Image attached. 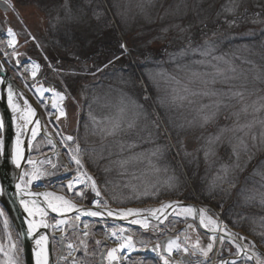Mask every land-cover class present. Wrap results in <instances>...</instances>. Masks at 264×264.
<instances>
[{"label": "rangeland", "instance_id": "374dc122", "mask_svg": "<svg viewBox=\"0 0 264 264\" xmlns=\"http://www.w3.org/2000/svg\"><path fill=\"white\" fill-rule=\"evenodd\" d=\"M11 1L13 2L12 9L5 16L9 19L11 27L15 29L17 37H19L17 52L20 54V60L24 59L25 55H30L32 59L41 65V73L51 82H54L56 88L65 96L63 100L61 96L54 97L47 94L43 96L44 99L42 100L33 94V90H28L38 101L41 114L46 121L45 125H47L58 141V153L61 157L56 156L57 159L53 157L54 159L50 163L58 166L60 161L63 165L60 166L59 170H56L57 175H59L56 177L57 179L46 178L45 175L40 176L38 173L31 184V188L36 189V183L42 182L44 183V189L64 195L74 201L75 204H83L89 202L93 197H98L102 200L103 206H107L110 203L109 201L117 203L115 205H126V203L132 205L139 202L136 207L151 209L166 200L193 201L200 207V218L205 228L212 229L205 224V217H209L210 213L216 219H221L228 227L236 230L238 235L240 234V236L244 237L246 252L238 260H233V258L229 264H264V255L257 257L253 253L257 246L264 250V66L249 61L245 52L234 51L232 54L231 52H219L214 44L208 43L210 40L201 39L196 44L198 46L189 47L185 51L178 52L182 55H191L193 58L187 63L184 71L172 74L173 83L171 85L167 87L163 82H160L158 73L156 75H147L148 81H151L157 89L155 93L157 98L165 100L163 111L158 108L156 99L149 88H147L145 79H143L142 75H139L138 78H140L144 99L148 102L150 112L157 127L163 133V139L170 148L174 162L179 170L176 171L170 161H163L162 158L157 159L152 154L136 156H130L129 154L126 156L114 155L110 165L114 169L111 168L109 171L103 169L99 171L98 175L87 168L86 159H84L82 151L84 148L96 151L98 145H100V149L110 150V146H114L112 144L113 140L106 134L107 131L111 130L110 126L117 124V122L122 124L131 122L125 121L128 118L129 111H139L141 105L126 106L125 110L122 102L117 106H113L111 102L102 112L110 115L115 114L117 119H120L119 121H107L108 124L106 125V119H100L96 121L98 123L94 122L92 130L81 128L80 95L78 92L75 95L74 93L72 94L71 89L73 86L71 82L68 83L59 75V69L55 65L60 62H51L48 54L42 51L38 41V35L44 31L43 29H45L47 23L46 15L33 3L26 2L24 4L23 1ZM261 27L262 22H251L236 26L234 27L237 32L235 35L242 36L246 30H256L261 29ZM181 31L183 30L181 29ZM119 33L122 39L120 48L124 54L129 56V60L133 61L135 58H133L131 46L134 36L129 35V38L126 35L123 36L121 29H119ZM129 33L133 34L132 31H129ZM175 33L166 35L167 39L163 43H159L155 39L152 40L151 46L161 50L168 43V38L173 37ZM138 35L140 36L141 34L138 33L136 36ZM246 62H250L253 65L245 66L244 63ZM109 63L110 61L107 65ZM21 72L23 77L17 80L19 83L23 82V84L27 85L29 80H37L39 76V73H37V76L33 78L25 65ZM96 72L90 73L89 77L95 76ZM54 104L55 107H53ZM52 108L53 110L50 112ZM174 110L180 114L181 118L175 116ZM61 111L65 115H61ZM196 117H213L214 120L212 118L213 122L210 124L213 130H215L214 126L216 124H220L218 127L227 128L226 126L233 122L229 130L217 129L212 136L203 132L199 133V135H190L189 133V136H186L188 132L180 133L177 128H175V131L179 132L177 137L180 138L179 145L181 149L188 160L193 161L195 158L198 162V170L196 171L202 175L204 170L208 169L212 158L218 157L220 159L223 155H227L225 151H228L231 156H238L245 162L247 168L243 170L242 176L237 177L238 181L234 177L232 179L225 177V174L219 175L222 177V182H229V189L231 188L234 192L238 191V193V189L244 185L241 184L240 179H245L248 176L247 179L251 186L245 191V195H243L244 190L242 189L240 195L242 198H250V200L259 204V209H254L255 217L251 220H258L257 223L260 224L257 227L262 228L260 231L255 230L258 233L256 236L229 224L224 217L223 203H220V201L218 204L209 202L203 198L202 194L195 192L196 188L191 180L190 173L182 159V155H180L182 151L178 149L179 146L175 143L176 136H173L174 133L172 134L167 120L173 122L180 119L179 122L182 124L183 120H187L192 124L196 123V121H193ZM138 120L140 121V127H142L143 119L139 117ZM184 124L188 126L187 123ZM97 127H101L105 131V134L102 135L103 140L96 139L95 128ZM184 129L187 130L190 127H185ZM233 132L234 134L232 135ZM151 133L153 132L151 131ZM68 136L74 137V140L68 141L66 139ZM80 140H82V143ZM44 142L50 143L43 137H38L35 140L32 154L29 158L32 160L34 158L38 159L35 153H40L44 150L52 153V147ZM77 144L80 147L78 155L82 161V167L77 166L71 159L73 155L77 154ZM201 145H207L212 149L214 153L212 158L199 160V149H202L204 153L202 155H207V151L200 147ZM94 151L88 154L87 159L95 167L101 155ZM42 163L41 161L40 167ZM45 165L43 164L44 167ZM29 169H31L30 166L26 167L25 170ZM105 171H108V174ZM216 171L218 172V170ZM88 177L95 181V188L92 180H89ZM102 177H105L104 180H102ZM85 179L87 183L84 181ZM70 183L72 185L71 188L69 187ZM97 190L100 193L99 196L96 195ZM159 195L162 196L156 198ZM146 199L156 201L144 202L147 201ZM109 205L111 206L112 204ZM0 210L3 212V215H0V264H25L20 240L1 205ZM177 211H181V209ZM5 220L7 225H5ZM47 220H54V218L48 215ZM74 222L76 220H73L71 225ZM126 228L127 233L133 234L135 231L133 226H127ZM155 230L162 234H179L180 249L178 253L186 254L192 259L185 264H217L222 259L237 256L240 250L237 245L227 241L225 237L217 245L215 240L211 239L214 233L207 234L202 231L193 217L188 215L176 218L175 215L170 214L165 221L149 222L148 227L144 229V237L147 241L154 240L155 237L148 232ZM257 236L261 237V240ZM183 239L188 241L189 244L186 245ZM254 242H256L257 246L254 245ZM209 244L212 245L210 251L208 250ZM184 247L187 249V253L183 251ZM204 252H207L206 256L203 254Z\"/></svg>", "mask_w": 264, "mask_h": 264}, {"label": "trees", "instance_id": "16d2710c", "mask_svg": "<svg viewBox=\"0 0 264 264\" xmlns=\"http://www.w3.org/2000/svg\"><path fill=\"white\" fill-rule=\"evenodd\" d=\"M18 1L35 4L47 17L45 29L38 35V41L51 62L61 63L55 65L59 69V75L68 83L71 82L72 94L78 92L80 95L81 128L92 130L94 122L100 119H106V125L107 121H119L115 114L102 112L111 102L113 106L122 102L125 110L126 106L141 105L139 111H129L125 121L131 122L124 124L117 122L119 128L114 135H109L114 145H109L110 150L100 149L98 145L96 151L90 148H84L86 151H82L87 168L98 175L103 169L109 171L113 168L110 165L114 155L129 154L130 156L152 154L157 159L170 161L176 171L179 170L170 148L163 139V133L157 127L150 112L148 102L144 99L139 75L145 79L158 108L163 111L165 100L157 98L155 94L157 89L151 81H148L147 75L158 73L160 82L168 87L173 83L172 74L184 71L187 63L193 58L191 55H182L178 52L198 46L196 44L201 39L210 40L205 42L214 44L219 52H231V54L234 51L245 52L249 61L264 66V0ZM251 22H262L261 29L246 30L242 36L235 35L237 32L234 27ZM119 29L122 30L123 36L126 35L128 38L129 35L134 36L131 46L135 58L133 61L129 60V56L120 48L122 39ZM173 32L176 33L168 38V43L161 50L151 46L152 40L163 43L167 39L166 35ZM138 33L141 35L136 36ZM244 65L253 64L246 62ZM93 71H97L95 76L89 77ZM110 99L112 100L108 101ZM175 113V116L180 117V114L174 110ZM139 117L143 119L142 127ZM212 118L196 117L193 120L196 123L192 124L187 120H183L182 124L179 122L180 119L174 120V123L167 120V123L172 134L174 133L173 136H176H174L176 145L180 147V138L177 137L179 132L177 133L175 128L180 130V133L188 132L186 136H189V133L199 135L201 132L212 136L217 129L229 130L233 124L231 122L226 126L227 128L218 127L220 124H216L213 130L210 127ZM185 127L190 129L185 130ZM101 129V127L95 128L96 139L103 140L102 135L105 131L102 132ZM80 141L82 143V140ZM179 147L178 149L182 151L180 155L196 188L195 192L202 194L209 202L223 203L226 221L237 229L256 236L258 233L255 230L260 231L262 228L257 227L260 224L257 223L258 220H251L255 217L253 211L259 209V204L240 195L242 189L245 195V191L251 186L248 176L240 179L241 184L244 185L238 189V193L229 189V182H222V177L219 175L225 174V177L229 179L234 177L238 181L237 177L242 176L243 170L247 168L245 162L238 156H231L228 151H225L227 155H223L220 159L212 158L214 154L212 149L207 145H201L200 147L207 151V155H202L204 153L199 149V160L212 158L203 176L196 171L198 162L195 158L193 161L188 160ZM92 151L101 155L95 167L87 159ZM108 171L105 173L108 174ZM104 178L102 177V180ZM160 196L162 195L156 198ZM156 200L148 199L144 202ZM257 238L261 240V237L257 236Z\"/></svg>", "mask_w": 264, "mask_h": 264}, {"label": "flooded vegetation", "instance_id": "af4514ba", "mask_svg": "<svg viewBox=\"0 0 264 264\" xmlns=\"http://www.w3.org/2000/svg\"><path fill=\"white\" fill-rule=\"evenodd\" d=\"M12 6L13 2L11 0H0V54L8 64L12 76L17 80L23 77L21 70L24 69V65L32 76L33 64L29 62L32 59L30 55H25V58L20 60V54L17 52L19 37H17L15 29L11 27L9 19L5 16L11 11ZM9 28L13 30L15 37V43L12 46H9V40L13 39L8 36ZM41 68V65H39V69L36 72V76L37 73H39L37 80H29L28 85L23 84V82L19 83L21 85L23 84L26 89L33 90V94L37 96L51 94L53 89H57L55 83L51 82L41 73ZM52 110L53 108L50 112H52ZM53 137H55V135H53ZM49 142L51 144L47 142L44 143L52 147V153L47 150L35 153L38 158L35 162L36 166H32L31 169L27 170L25 173L26 184L31 183L29 178L33 177V173L36 175L39 173L40 176L45 175L46 178L50 179L59 176L56 170H59L61 168L60 166H63L62 163L56 161L58 162V166L50 163L51 160L54 159L53 157H61L58 153L59 146L56 148L53 142ZM56 143L58 145L57 140ZM41 161L43 163L40 167L39 164H41ZM43 164H46L45 167ZM36 167L38 168L37 170ZM36 184L44 185L42 182H37ZM109 202L108 205L117 204L112 201ZM102 204L103 202L100 198L93 197L89 202L77 204L75 210L64 211L60 216H51L54 220H45L49 225L48 231L51 236V252L54 256V264H164V259L160 254L163 252L160 240L166 238V248L170 241L175 242L173 247L179 245V241L176 242L175 237H173L174 235L170 233L162 234L158 230H155L153 232H148L155 238L151 241V246L145 248V232L140 223H133L135 231L133 234H130L127 233L126 228L129 222V219L125 221L127 217H116L105 214L101 217L91 218L92 216L85 214L95 209L100 210V207L103 210L106 205L103 206ZM130 205L131 204L116 206ZM61 220L64 222L60 223L57 227V222ZM73 220H76V222L71 225ZM85 225H87L86 228L84 227ZM85 232H87V235H84ZM183 242H185L186 245L189 244L185 239H183ZM121 243L125 244L124 248H120ZM129 243L132 245L131 248L127 247ZM70 244L72 245L71 248L68 247ZM153 244H158L160 246L152 247ZM113 248L117 249L114 253L117 259L110 260L108 253ZM147 250L149 251L145 252ZM168 257L169 259L171 258L170 256ZM168 261L169 264L173 262L170 260Z\"/></svg>", "mask_w": 264, "mask_h": 264}, {"label": "water", "instance_id": "95a60500", "mask_svg": "<svg viewBox=\"0 0 264 264\" xmlns=\"http://www.w3.org/2000/svg\"><path fill=\"white\" fill-rule=\"evenodd\" d=\"M10 71L0 56V119L3 120V127L0 128V139L3 140V152L0 153V204L8 213L11 223L20 239L22 244L23 256L25 264H36V252L40 250V245H37L36 241L41 236L46 237V242L43 244L44 251L47 255L48 264H54V256L51 248V236L48 231V227H44V224L48 225V222L43 220L44 223L39 225L34 223L33 215H30L25 210V204L31 197H35L38 202L42 204L44 209L48 210L49 214L53 216H60V212H53L48 207L40 196H33L30 193L26 194L25 188L22 186V174L24 168L29 164L28 157L31 152L33 143L37 136L43 135L52 139L46 130L44 121L40 114L38 105L32 96L21 86L18 82L11 77ZM11 86L13 90V103L17 105L16 111H13L12 107L8 103V87ZM62 95V94H61ZM63 96V95H62ZM29 109H35V115L29 116ZM27 118V119H26ZM39 121V124L36 121ZM21 126V127H20ZM35 131V135H33ZM20 134L22 137L20 138ZM17 139H19V160H17ZM19 164V166H17ZM19 185V187H17ZM173 202L176 208L181 207H195V221L198 227L206 232L208 231L200 221V207L196 202L181 200H168ZM175 208V209H176ZM170 212L167 213V216ZM152 220L158 219L153 217ZM29 222L35 225L34 231L29 234ZM228 236V235H226ZM174 237V236H173ZM168 238V237H167ZM241 248V251L236 259H239L246 251L242 239L234 236L231 237ZM166 238L160 240L163 253L166 251ZM256 245V242H254ZM160 246L154 244L152 247ZM150 250V249H149ZM149 250L145 251L148 252ZM151 252V251H150ZM184 260H187L186 256H183ZM223 264L230 262L229 258L222 260ZM170 264H182V262H171Z\"/></svg>", "mask_w": 264, "mask_h": 264}, {"label": "bare ground", "instance_id": "6f19581e", "mask_svg": "<svg viewBox=\"0 0 264 264\" xmlns=\"http://www.w3.org/2000/svg\"><path fill=\"white\" fill-rule=\"evenodd\" d=\"M50 99V98H49ZM48 99V100H49ZM21 127V126H20ZM21 137V134H20ZM29 163H34V161H29ZM86 182V179L84 180ZM87 183V182H86ZM27 193L29 192L31 195H36V193H38L40 195V197L42 198V200L45 202V204L49 207V202H52L53 204H57L60 205L63 203V201L59 200L58 198L62 197L64 200L69 201L72 205H74L75 207L70 209V210H75L77 207L76 205L70 201L67 197H65L64 195H61L59 193H56L54 191L51 190H45L43 187L41 188L40 192H34L31 189H27ZM168 205H171V207H168ZM27 207L29 209H32L33 211V221H35L34 223H38L39 225L43 224L45 220V218H47L48 215V210L44 209V207L42 206V204L40 202H38V200L35 199V197H31L29 200V203L27 202ZM175 204L173 202H165L164 204L160 205L159 207H154L151 209H133L135 210L133 212V214H126V211L124 210H110V209H95L92 211H99L101 213L100 217L102 215H108V212L111 211L112 215L111 216H116V217H127L125 221H127L129 219V221L132 223V215H141L140 220L139 221H146L147 224H149V221L152 220L153 217L156 218V216H159V219H164V217L167 216V213L170 212L173 215H175L176 218H179L181 216H185L188 215L190 217H195V213H196V208L195 207H186V208H180L181 211H177L178 209L176 208ZM188 209H191V211L189 212ZM68 210V211H70ZM153 210H159L156 213V216L152 215ZM46 213L45 215H42L41 213ZM29 213V212H28ZM95 217H99V216H92L91 218H95ZM205 224L210 226L212 229L215 230V235H213V239L215 240L216 244L218 245L224 238V235H228L231 234L230 231H228L227 225L220 219H216L215 217H213V215H211L209 213V217H205ZM133 224V223H132ZM141 226L143 228H145L143 226V223H140ZM256 254L257 257H260L261 255H264V250L259 249L258 246L255 247V251L253 252Z\"/></svg>", "mask_w": 264, "mask_h": 264}, {"label": "snow or ice", "instance_id": "6c2138e0", "mask_svg": "<svg viewBox=\"0 0 264 264\" xmlns=\"http://www.w3.org/2000/svg\"><path fill=\"white\" fill-rule=\"evenodd\" d=\"M8 36L9 37H12L13 39L9 40V46H12L14 43H15V37H14V32L11 28L8 29ZM123 47V46H122ZM39 69V65L36 64V65H33V71H32V76L35 77L36 76V72L37 70ZM0 83H3V80H0ZM13 90L11 88V86L9 85L8 87V96H7V99H8V103L9 105L12 107L13 111H16L17 109V105H15L13 103ZM57 95H60L59 93H57ZM61 99H63V96H61ZM53 107H55V104L53 105ZM35 115V109H29V116H34ZM61 115H65V113L63 111H61ZM27 119V118H26ZM57 119H59V117H57ZM37 124H39V121L37 120L36 121ZM4 125H3V120L0 119V128H2ZM119 128V124H113L112 125V128L110 131H107V135H114L116 130ZM101 131L103 132L104 129H101ZM33 135H35V131H33ZM68 141H73L74 140V137L72 136H68L66 138ZM3 140L0 139V153L3 152ZM16 152H17V160H19V155H20V150H19V139H17V149H16ZM79 152H80V147H79V144H77L76 146V153L75 155H73L71 157V159L75 162V164L77 166H80L82 167V161L81 159L79 158ZM17 166H19V164H17ZM89 180H92L91 177H88ZM92 184H93V187L95 188V181L92 180ZM71 183L69 184V187L71 188ZM19 187V185L17 186ZM36 195H39V194H36ZM96 195L99 196L100 193L99 191L97 190L96 192ZM59 200L63 201L62 204L60 205H57V204H53L52 202H49V207L52 209L53 212H60V213H63L64 211H68L72 208H74L75 206L72 205L69 201L67 200H64L62 197L58 198ZM22 203L25 204V210L29 212L30 215L33 214V211L32 209H29L27 207V203L22 201ZM168 207H171V205H168ZM135 210L133 209H127L126 210V214H133ZM159 210H153L152 212V215L153 216H156V213L158 212ZM188 211L190 212L191 209H188ZM42 215H45L46 213H41ZM86 215H90V216H100L101 213L99 211H88L85 213ZM0 215H3V212L2 210H0ZM108 215H112V212L109 211L108 212ZM78 218V217H77ZM157 219H159V216H156ZM64 221H58L57 222V227L60 223H63ZM132 223H143V226L144 227H148V224L146 221H139V220H133ZM5 225H7V221L5 220ZM44 227H48L49 225L47 224H44L43 225ZM85 228L87 227V225L84 226ZM34 228H35V225L32 224V222H29V234L32 233V231H34ZM84 235H87V232L84 233ZM115 235V233H114ZM46 242V237L44 236H41L39 240L36 241L37 245H40V250L36 252V264H48V259H47V255L44 251V248H43V244ZM175 242H169L168 243V252L169 254H171L172 250H173V246H174ZM177 248L179 247V245H175ZM69 248L72 247V245H68ZM125 247V244L121 243L120 244V248H124ZM127 247L131 248L132 245L129 243L127 245ZM158 247V246H157ZM212 248V245L209 244L208 245V250L210 251ZM117 251L116 248H113L111 249V251L108 253V257L110 260H115L117 259V257L114 255V253ZM184 251H187V249H185ZM205 256L207 255V252H204L203 253ZM164 264H169V261L167 259H164Z\"/></svg>", "mask_w": 264, "mask_h": 264}]
</instances>
